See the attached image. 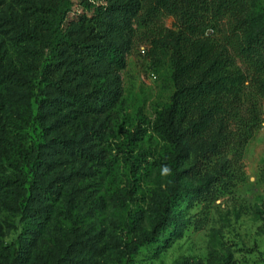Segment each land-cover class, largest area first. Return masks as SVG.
<instances>
[{
  "label": "rangeland",
  "instance_id": "1",
  "mask_svg": "<svg viewBox=\"0 0 264 264\" xmlns=\"http://www.w3.org/2000/svg\"><path fill=\"white\" fill-rule=\"evenodd\" d=\"M45 2L52 1L0 0V264H264V96L251 78L243 91L258 125L243 151V180L213 203L183 193L170 206L171 225L128 255L131 241L149 231L165 189L159 163L168 149L152 123L174 92L170 52L153 49L155 29L138 28L121 99L103 114L76 121L98 159H74L52 141L63 112L50 107L47 115L38 114L39 104L44 110L48 105L39 73L45 57L16 39L19 28L32 30L33 14ZM158 26L172 30L174 20L163 18ZM204 36L217 35L208 30ZM241 108L244 114L249 103ZM38 153L52 161L40 179L33 175ZM197 154L192 151L182 169ZM201 178L185 181L194 188ZM31 182L49 192L39 204L41 220L27 203ZM23 236L29 239L21 245ZM13 253L18 258L11 263Z\"/></svg>",
  "mask_w": 264,
  "mask_h": 264
},
{
  "label": "trees",
  "instance_id": "2",
  "mask_svg": "<svg viewBox=\"0 0 264 264\" xmlns=\"http://www.w3.org/2000/svg\"><path fill=\"white\" fill-rule=\"evenodd\" d=\"M49 1L34 12L32 30L19 28L16 39L38 47L45 57L39 73L48 105L44 110L39 104L38 114L47 115L50 107L63 112L64 123L52 141L74 159H98L99 152L87 140L89 133L77 131L76 121L103 114L119 102L138 28L155 29L153 49L163 46L170 52L174 92L169 106L152 123L153 132L168 149L159 163L165 189L149 231L126 248L132 255L171 225L170 206L183 193L213 203L243 180V151L258 125L255 105L243 91L248 77L256 93L264 96V0ZM74 4L80 12L72 10ZM163 18H172L174 29L159 27ZM208 30L217 36H204ZM3 73L9 76L8 71ZM245 102L249 109L243 114ZM194 150L198 154L193 165L182 169ZM51 165L38 153L33 175L46 176ZM186 177L202 180L190 188ZM48 193L40 182L30 183L27 203L34 219H43L39 204ZM27 239L21 237L20 244ZM17 258L13 253L11 263Z\"/></svg>",
  "mask_w": 264,
  "mask_h": 264
},
{
  "label": "clouds",
  "instance_id": "3",
  "mask_svg": "<svg viewBox=\"0 0 264 264\" xmlns=\"http://www.w3.org/2000/svg\"><path fill=\"white\" fill-rule=\"evenodd\" d=\"M164 171H165V172H168V171H169V169L165 168V169H164Z\"/></svg>",
  "mask_w": 264,
  "mask_h": 264
}]
</instances>
